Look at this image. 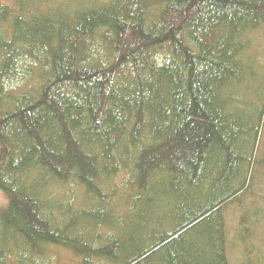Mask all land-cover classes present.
Returning a JSON list of instances; mask_svg holds the SVG:
<instances>
[{
	"label": "trees",
	"instance_id": "obj_1",
	"mask_svg": "<svg viewBox=\"0 0 264 264\" xmlns=\"http://www.w3.org/2000/svg\"><path fill=\"white\" fill-rule=\"evenodd\" d=\"M9 1L0 264H232L264 210V0Z\"/></svg>",
	"mask_w": 264,
	"mask_h": 264
},
{
	"label": "rangeland",
	"instance_id": "obj_2",
	"mask_svg": "<svg viewBox=\"0 0 264 264\" xmlns=\"http://www.w3.org/2000/svg\"><path fill=\"white\" fill-rule=\"evenodd\" d=\"M0 2L9 3L10 1L0 0ZM1 153L2 152H0V154ZM1 161L2 159L0 158V162ZM263 190L261 192H263ZM7 205L8 197L4 192L0 190V213L5 210ZM241 213L242 211L239 210H230L227 215V218H229L228 227L230 240L234 245L237 244V237L243 232L242 226L239 224V221H237V217H240ZM248 228H251L253 239L247 245H245V243H242L241 240L239 241V248H237L231 254L232 264H264V210L260 211L259 213L258 224L253 225L252 221H250V223L248 224ZM52 254L57 261V264H76L73 253L69 250L53 247Z\"/></svg>",
	"mask_w": 264,
	"mask_h": 264
}]
</instances>
